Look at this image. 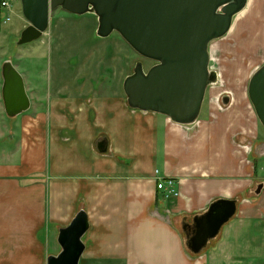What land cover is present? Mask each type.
<instances>
[{
	"label": "crops",
	"instance_id": "0c3cea01",
	"mask_svg": "<svg viewBox=\"0 0 264 264\" xmlns=\"http://www.w3.org/2000/svg\"><path fill=\"white\" fill-rule=\"evenodd\" d=\"M77 71L89 68L58 69ZM79 78L27 85L32 113L19 149L0 153V264H47L80 210L90 223L81 264H264V135L257 142L247 95L183 126L131 109L124 81ZM167 178L170 199L157 189ZM220 199L238 200V213L194 255L193 219Z\"/></svg>",
	"mask_w": 264,
	"mask_h": 264
},
{
	"label": "water",
	"instance_id": "95a60500",
	"mask_svg": "<svg viewBox=\"0 0 264 264\" xmlns=\"http://www.w3.org/2000/svg\"><path fill=\"white\" fill-rule=\"evenodd\" d=\"M249 0H21L29 26L18 45L32 43L48 30L50 15L59 7L75 15L94 14L97 35L107 38L119 33L142 58L154 64L145 71L137 62L126 77L123 90L131 109L168 117L173 123L189 126L200 116L208 89L219 82L211 69L210 46L225 37L235 17ZM2 99L9 118L31 108L25 81L11 60L2 65ZM249 100L264 128V65L251 77ZM231 99L224 96L222 104ZM98 148L105 152L106 143ZM259 185L257 195L262 192ZM239 201L220 199L193 219L194 230L186 235V247L201 254L238 213ZM188 226V225H187ZM90 229L87 213L80 210L66 227L58 231L61 251L50 255L47 264H80L85 253L83 241Z\"/></svg>",
	"mask_w": 264,
	"mask_h": 264
},
{
	"label": "rangeland",
	"instance_id": "374dc122",
	"mask_svg": "<svg viewBox=\"0 0 264 264\" xmlns=\"http://www.w3.org/2000/svg\"><path fill=\"white\" fill-rule=\"evenodd\" d=\"M0 10V153L18 151L20 139L16 133H22L26 117L32 113L27 111L15 118L7 116L1 78L5 61L11 60L22 75L26 88L28 84L46 86L51 81L72 80L77 76L83 81L114 79L123 82L125 76L133 73L137 62L143 63L145 71L153 65L152 61L136 53L119 33L113 32L107 38H100L97 31L94 33L97 21L89 13L78 17L58 10L51 15L49 28L40 39L19 46L20 36L29 26L23 15L21 0H16L10 10ZM242 36L248 37L247 42ZM234 47H239V50L235 51ZM210 54L211 69L220 77L219 82L206 92L198 120L208 119L209 106L223 107V96L235 94L239 99V92L245 97L247 95V106L254 113L248 86L252 75L264 65V0H249L245 10L235 17L230 32L211 43ZM70 66L89 68V71L73 74L58 72L59 68ZM98 67H102V71L94 72ZM229 68L233 71L236 68L233 77ZM240 83L243 84L238 89ZM258 131L260 138L257 142L264 135L259 120ZM246 139L249 141L248 137ZM257 163L259 168H264V157Z\"/></svg>",
	"mask_w": 264,
	"mask_h": 264
},
{
	"label": "built area",
	"instance_id": "2783aa9c",
	"mask_svg": "<svg viewBox=\"0 0 264 264\" xmlns=\"http://www.w3.org/2000/svg\"><path fill=\"white\" fill-rule=\"evenodd\" d=\"M16 0H1L0 2V9H8L10 10ZM10 19L8 18L7 21ZM157 189L164 193V197L166 199H170L177 195V190L175 186V181L171 178L167 179H160L157 182Z\"/></svg>",
	"mask_w": 264,
	"mask_h": 264
},
{
	"label": "flooded vegetation",
	"instance_id": "af4514ba",
	"mask_svg": "<svg viewBox=\"0 0 264 264\" xmlns=\"http://www.w3.org/2000/svg\"><path fill=\"white\" fill-rule=\"evenodd\" d=\"M58 10H60V11H62V12H64V13H68V14H71L72 16H80V15H75V14H72V13H70V12H68V11H66L65 9H63L62 7H59L58 9H56L53 13H55L56 11H58ZM53 13L51 14V15H53ZM90 14V13H89ZM51 15H50V18H51ZM94 17H95V19H96V21H97V25H98V18H97V16L96 15H94V14H92ZM51 21V20H50ZM50 24V23H49ZM47 32V31H46ZM45 32V33H46ZM44 33V34H45ZM154 64V63H153Z\"/></svg>",
	"mask_w": 264,
	"mask_h": 264
},
{
	"label": "bare ground",
	"instance_id": "6f19581e",
	"mask_svg": "<svg viewBox=\"0 0 264 264\" xmlns=\"http://www.w3.org/2000/svg\"><path fill=\"white\" fill-rule=\"evenodd\" d=\"M246 7H247V6H246ZM244 10H245V9H244ZM244 10H243V11H244ZM243 11H242V12H243ZM242 12H240L239 14H241ZM239 14H238V15H239ZM238 15H237V16H238ZM248 18H249V17H248ZM248 18H247V19H248ZM244 23H245V22H244ZM259 55H260V54H259ZM256 56H257V55H256Z\"/></svg>",
	"mask_w": 264,
	"mask_h": 264
},
{
	"label": "trees",
	"instance_id": "16d2710c",
	"mask_svg": "<svg viewBox=\"0 0 264 264\" xmlns=\"http://www.w3.org/2000/svg\"><path fill=\"white\" fill-rule=\"evenodd\" d=\"M0 2H1V0H0ZM0 20H1V10H0ZM1 22V21H0Z\"/></svg>",
	"mask_w": 264,
	"mask_h": 264
}]
</instances>
